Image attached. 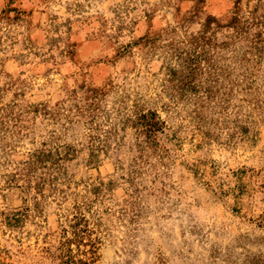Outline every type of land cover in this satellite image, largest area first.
<instances>
[{
    "label": "rangeland",
    "instance_id": "1",
    "mask_svg": "<svg viewBox=\"0 0 264 264\" xmlns=\"http://www.w3.org/2000/svg\"><path fill=\"white\" fill-rule=\"evenodd\" d=\"M76 206L88 264L264 261V0H0V264H61Z\"/></svg>",
    "mask_w": 264,
    "mask_h": 264
},
{
    "label": "trees",
    "instance_id": "2",
    "mask_svg": "<svg viewBox=\"0 0 264 264\" xmlns=\"http://www.w3.org/2000/svg\"><path fill=\"white\" fill-rule=\"evenodd\" d=\"M208 29V25L204 24L200 33L197 35H191L189 39H184V41L178 42L186 49L181 48L180 51H176L177 53L173 54V56L178 59L176 67H172L169 70L170 74L174 78L176 74L179 75L178 77L188 78L193 73V71L196 70L197 67L195 64L197 62L198 56H194L193 58L195 61L193 62L195 67L191 66L192 62H188L189 64L185 65V62L188 59L187 55L190 53L189 47L194 46L196 48V46L201 45L200 43L205 41V35L203 34H206ZM171 32L174 31L171 30ZM181 78L176 79L179 81ZM180 82H182V80ZM136 121L138 131L140 134L144 135L146 143L153 141L156 133L160 131L163 125L156 113L150 111L147 113H139ZM65 150L66 151L64 153H61L59 148H56L54 151H52L50 148H47L46 144H42V148L35 150L32 154V157L26 163V169L28 172H31L36 170L38 167L47 169L53 166H56V168L60 167L61 161L68 157V150H70V148L67 147ZM48 162H50L49 166H47ZM44 180L45 178L42 179V181ZM73 210L74 212L72 213L71 218L67 220V226L62 227L61 229L62 240L59 241V247L57 248L59 252L57 258L60 260L61 264H88L92 259L96 250V245L99 242V238L94 236L95 232L92 228L95 223H92L87 217H85V215L80 211L79 206L74 207ZM8 220L14 223L19 221L18 218L13 216ZM72 245L75 247L74 249L72 248ZM73 251H75V255ZM76 256H82L86 259H83L82 257L78 258ZM250 264H264V261L262 259H257L253 262H250Z\"/></svg>",
    "mask_w": 264,
    "mask_h": 264
}]
</instances>
